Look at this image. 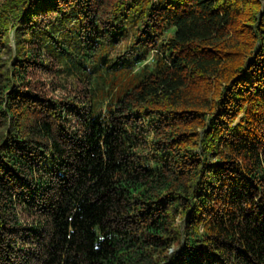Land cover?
Wrapping results in <instances>:
<instances>
[{
    "label": "trees",
    "instance_id": "1",
    "mask_svg": "<svg viewBox=\"0 0 264 264\" xmlns=\"http://www.w3.org/2000/svg\"><path fill=\"white\" fill-rule=\"evenodd\" d=\"M0 264H264V0H0Z\"/></svg>",
    "mask_w": 264,
    "mask_h": 264
},
{
    "label": "rangeland",
    "instance_id": "2",
    "mask_svg": "<svg viewBox=\"0 0 264 264\" xmlns=\"http://www.w3.org/2000/svg\"><path fill=\"white\" fill-rule=\"evenodd\" d=\"M60 79L61 80H60L59 88L57 89L58 93L69 94V95L76 94L77 96L83 95L82 85H80V83H77L72 76L62 74V77H60ZM78 99L82 100L83 97L82 96L78 97Z\"/></svg>",
    "mask_w": 264,
    "mask_h": 264
}]
</instances>
